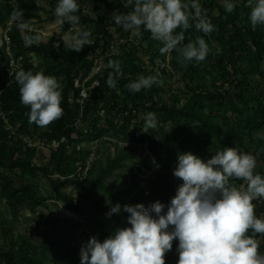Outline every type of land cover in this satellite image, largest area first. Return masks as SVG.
<instances>
[{"label": "trees", "instance_id": "trees-1", "mask_svg": "<svg viewBox=\"0 0 264 264\" xmlns=\"http://www.w3.org/2000/svg\"><path fill=\"white\" fill-rule=\"evenodd\" d=\"M58 2L59 0H49L50 10H47L38 4V0H0V25L6 26L12 12L18 8L24 11V20L53 21L56 18L55 7ZM77 2L80 5L77 15L81 17V25L92 31L93 40V44L85 46L81 52L70 51L64 43L55 47V41L49 45L27 46L21 38V31L13 23L8 33L11 50L16 60H22L19 62L20 68L10 76L6 71L10 66L6 44L0 47V63L4 65L0 70V201H6L14 216H17L21 209L36 213L38 208H47V202L53 200L57 202L54 203L56 207L58 202H61L83 220H88L94 215L100 224L111 221L112 234L117 226L131 227L127 223L130 215L128 213L121 212L111 218L106 217L110 207L117 202L107 201L100 197V193L103 191L114 194L115 188H109L106 181L114 178L117 170L124 169L127 166L125 162L134 160L133 152L138 148L142 151L138 161L130 168L131 177L134 167L140 163L151 169L149 155H154L161 167L159 174L150 180L152 189L150 188L148 195H145L146 191L141 190L145 188L132 177L137 191H141L133 205L144 204L145 207L156 201L167 205L176 195L177 178L174 177L173 170L179 154L190 152L200 158L209 147L223 151L224 148L234 146L238 151L252 154L257 161L264 163V143L255 140V135L264 130V26L252 29L249 20L250 9L245 7L246 0H236L237 7L232 13H226L223 3L218 0L206 1L203 9L207 11L211 23L216 26V31L210 35L217 43L220 54L216 55V50H212V54L205 61L199 64L193 61L184 66L178 63L175 51L170 53L171 64L179 74L182 84L180 93H176L171 85L166 88L164 81L162 86L153 85L150 89H142L138 93H132L125 87L141 75H154L153 69L146 65L141 52L149 53L153 66L156 65V60L165 59L168 55L161 54L162 44L151 39L147 31L141 33L138 43L129 41V33L123 34L126 42L123 40L118 54H112L114 34L123 30L113 23L111 17L114 12L127 14L132 10L127 5V0ZM41 11L48 15L46 20H42L39 14ZM69 27L65 22L62 30L66 32ZM198 36H203L211 48L210 44L213 42L210 36H204L194 26L185 33L184 43L194 41ZM98 56L103 58L104 66L103 71L96 76L100 85L91 92L82 110L77 102L81 90L75 88V79L80 73L85 77L89 76L94 59ZM35 57L37 61L34 60ZM109 60L121 62L123 76L116 88H109L106 83L108 72L111 71L105 67ZM21 68L25 71L31 70L34 74L43 72L46 76H55L62 86L61 107L64 114L61 119L46 128L30 124L28 116L25 115L30 109L21 104L20 86L15 81V73ZM91 83L92 81L89 85ZM103 110L105 113L101 115ZM133 111H136L137 115H133ZM141 112L144 117L149 112L155 113L158 128L142 133L143 119L142 125L138 123L135 130L130 129L132 120H138L137 116ZM2 114L9 121V130L6 129ZM79 120L80 125L77 124ZM169 123L173 124L172 129L165 127ZM74 134L79 136L75 140L76 144H89L97 139L115 137L127 142L129 146L122 149L115 147V156L106 155L105 164L100 159L94 164L88 179L80 182L75 180L74 175L80 160L88 157V148L78 152L62 143L57 151L50 153L48 166H36L33 159L38 152L37 148H29L20 139V136H28L52 142L62 137L71 139ZM101 147L102 152L104 148L108 151L114 149L111 143H102ZM163 149L167 150L169 157L162 153ZM15 171L29 176H34L39 171L49 180L51 194L43 197L31 184L13 183L7 172L12 174ZM257 173L264 177V169ZM74 180L75 193L65 192L64 186ZM253 203L256 205L257 217L264 219V199ZM164 211L166 212L167 208ZM13 230V225L7 228L3 226L5 241L0 244V264H46L43 257H39L35 250L30 249L28 242L14 238ZM109 234L108 231L104 233L106 237ZM70 238V248L64 258L70 257V264H78L79 250L74 238ZM261 239L264 240V237ZM178 244V239L173 241L172 250L164 257L166 264H178ZM261 251H264V243L261 245ZM51 264H60V261L56 260Z\"/></svg>", "mask_w": 264, "mask_h": 264}, {"label": "clouds", "instance_id": "clouds-1", "mask_svg": "<svg viewBox=\"0 0 264 264\" xmlns=\"http://www.w3.org/2000/svg\"><path fill=\"white\" fill-rule=\"evenodd\" d=\"M127 5L132 10L127 14L114 12L113 23L136 35L149 32L151 39L162 44L161 54L175 51L178 63L184 66L193 61L199 64L212 54L203 36L184 43L185 33L193 26L204 36L216 31L199 0H127ZM223 7L232 13L236 0H223ZM245 7L250 9L252 29L264 26V0H246ZM79 12L77 0H59L55 7L57 23L70 25L62 36L64 46L76 53L93 44L92 31L81 25ZM10 19L25 33L27 46L41 42L40 30L24 20L22 9L14 10ZM215 54H220L219 48ZM105 67L111 69L108 87L116 88L123 76L121 62L109 60ZM158 77L159 73L141 75L125 87L138 93L153 85L162 86ZM15 81L20 86L21 104L30 109L25 113L30 124L46 128L62 118V86L55 76L21 68L15 73ZM157 123L156 114L149 112L141 129L147 132ZM256 168V157L236 148H224L206 162L190 152L179 154L173 175L182 184L170 203L111 206L106 217L128 213L131 227L117 228L103 242L90 237L81 246L80 264H166L164 257L177 239L178 264H264V219L257 217L253 203L264 199V177L254 171ZM235 180L244 183L237 185Z\"/></svg>", "mask_w": 264, "mask_h": 264}, {"label": "rangeland", "instance_id": "rangeland-1", "mask_svg": "<svg viewBox=\"0 0 264 264\" xmlns=\"http://www.w3.org/2000/svg\"><path fill=\"white\" fill-rule=\"evenodd\" d=\"M49 0H38V4L41 7L46 8L47 10H50V6L48 4ZM207 0H199V3L201 4L202 8L205 5ZM223 3V0H218ZM42 17V20H46L48 15L41 11L39 13ZM25 21H28V19H25ZM31 23L40 30V34L42 36L41 42L38 44H45L49 45L52 41H55L54 46L58 47L61 43H63L62 36L65 35L68 31L64 32L62 30V27L57 23L56 18L53 21H47V22H41L38 20H30ZM13 23L11 19L6 23V26L0 25V47H3L6 43V40L9 38L8 33L11 31L13 27ZM129 35V41L130 42H137L141 39V34L136 35L134 33L130 32H121L114 34L115 37H120V39L124 40L126 42L125 37H123V34ZM25 33L21 32V38L24 40ZM210 39L212 40L213 44L211 43V49L216 50L217 49V43L213 40L212 35H210ZM144 60L146 65L150 67L152 70L155 66L148 64L147 62L150 60L149 53L141 52L140 53ZM170 59L172 60V55H170ZM35 61H37V58H34ZM161 60H156V63ZM4 67L3 64L0 63V70H2ZM173 67V65H172ZM175 71V70H174ZM264 71V66H263ZM9 80V79H8ZM11 83H13L12 80ZM165 87L167 88L169 85L172 86L173 90H175L176 93L179 92V88L182 86L180 82L179 74L176 73L172 75V77H168L166 80L164 79ZM162 82V83H164ZM144 119V118H143ZM142 121L139 122H132V126L130 129L135 130V126L140 123L142 125ZM159 123H157V126L155 129L158 128ZM172 123H169L165 125L166 128L172 129L173 127ZM141 131V130H140ZM143 133V131H141ZM256 141H262L264 143V130L259 132L255 135ZM119 149H122L119 146H116ZM212 147H209L203 154L201 155V159L205 162L208 159H211L213 155H215L218 151L214 148L210 149ZM229 148H235L234 146ZM38 152L35 155L33 159V163L36 166H48L50 162V152L42 149H37ZM116 148H111L110 151L107 150V148L103 149L101 159L103 163H106V155H112L115 156ZM141 149H136L134 154V160L133 161H127L126 167L124 169H120L116 171V176L114 178H110L106 181V184L110 188H115L114 194L111 195L109 192H101L100 197L105 198L107 201H114L115 203L120 204H128L133 205L134 201H136L137 195L141 191H137L134 181L131 177V166L133 163H136L139 159ZM104 153V155H103ZM162 153L169 157V153L166 149H163ZM155 159V158H154ZM175 167L172 166V168ZM264 169V163H261L260 161H257V168L254 170L255 172H259L260 170ZM8 175L12 177L13 183H22V184H31L35 187V189L38 191L39 195L43 197H47L51 194L52 190L50 187L49 180L45 178L39 171L36 172L34 176H29L27 174H23L21 171H15L14 173L7 172ZM181 181L177 179L176 185L177 187L181 185ZM75 185L76 181L68 182L64 186V191L67 193H75ZM150 186L148 189H141L146 191V193L150 192ZM152 189V188H151ZM138 190H140L138 188ZM114 196V197H113ZM53 200L47 202V208L40 207L36 210V213H31L27 209H21L18 211L17 216L13 215V211L8 207L5 200L0 201V244L2 245L4 243V236H3V226H6V228L10 225L14 226V238H16L18 241H26L29 245H31L30 249L33 251L35 250L39 257H43L46 264H51L54 261H60V264H70L72 263V260L70 257L64 258L66 255L65 253L69 250L71 242V236L74 238V241L76 242V247H78L79 253L81 246L85 244L90 237L96 236L97 239L101 242L104 241V238H108L112 235L111 227L112 222L107 221L105 223H101L97 220V218L93 215L88 220L81 219L78 215L72 213L70 210H68L65 205L61 202H58V207L55 206ZM117 228H122V226H117L114 228V231ZM41 229V231H40ZM96 231V233H94ZM108 231L110 234L108 237L104 235V233ZM59 237H62L59 238ZM10 241V240H8ZM32 252H30L31 254ZM79 255V254H78ZM80 259V255L78 256ZM79 264V262H78Z\"/></svg>", "mask_w": 264, "mask_h": 264}, {"label": "built area", "instance_id": "built-area-1", "mask_svg": "<svg viewBox=\"0 0 264 264\" xmlns=\"http://www.w3.org/2000/svg\"><path fill=\"white\" fill-rule=\"evenodd\" d=\"M5 44H6V52L10 58L9 61L10 66L6 69V71L9 73L10 76H13L14 72L20 68L19 62H21L22 59L19 58L16 60L14 58L11 50V41L9 38L6 40ZM122 44H123V40L120 39V37H115L111 45L112 54H118L120 52V48ZM90 59H92V57H90ZM102 61L103 58L98 56L97 58L94 59V66L91 70L90 75L85 77L83 73H80L78 78L75 79V83H74L75 88L81 90L80 98L77 100V102L81 105L82 110L84 109L85 101L91 96V92L100 85V80L97 79L96 76H98L103 71L104 66ZM147 63L151 65L150 60ZM153 72L154 75L159 73L158 79H160L162 82L164 81V79H167L168 77H171L172 75L175 74L174 68L172 67L171 64L170 54H168L165 59L159 60L156 63V66L153 68ZM90 81H92V83L89 85ZM104 113H105L104 110L101 111V115H104ZM133 115H137V112L133 111ZM2 118L6 124V129L9 130L11 127L9 125L8 119L4 114H2ZM137 118L138 120L133 119L132 122L142 121L144 118V114L142 112L139 113ZM80 123L81 120H79L77 124L80 125ZM78 138L79 136L77 134H74L71 137V139H68L67 137H62L59 140L47 142V140H43L41 138L34 139L28 136L26 137L20 136V139H22L29 148H37V149L44 148L50 153L57 151L62 143L67 144L71 148V150L74 148L78 152H80L82 149L88 148V150H90L88 157L85 160H80V162L78 163V170L74 175L75 180H78L80 182H85L88 179L90 171L93 169L94 164L101 159L102 143H111V146H113L114 148L116 146H119L121 148H127L129 146L127 142L120 141L115 137H106L104 139H97L95 140V142L89 144L86 143L76 144L75 140H77ZM148 161H151L152 163L151 169H148L147 165L140 163L136 167H134L132 172V177L135 179V181L141 187L146 189L148 188L150 180L154 179L156 177V174L158 175L159 174L158 172L161 171V167L158 162V159L154 155H149ZM233 182L237 185L244 183L242 180H235ZM3 264L6 263L4 262Z\"/></svg>", "mask_w": 264, "mask_h": 264}, {"label": "water", "instance_id": "water-1", "mask_svg": "<svg viewBox=\"0 0 264 264\" xmlns=\"http://www.w3.org/2000/svg\"><path fill=\"white\" fill-rule=\"evenodd\" d=\"M40 231H41V229H40Z\"/></svg>", "mask_w": 264, "mask_h": 264}]
</instances>
